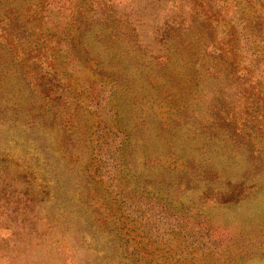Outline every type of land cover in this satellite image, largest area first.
<instances>
[{"label": "rangeland", "instance_id": "374dc122", "mask_svg": "<svg viewBox=\"0 0 264 264\" xmlns=\"http://www.w3.org/2000/svg\"><path fill=\"white\" fill-rule=\"evenodd\" d=\"M50 1L0 0L1 104L19 102L23 117L26 100L37 99L18 73L17 59L28 51L20 49L8 62L9 43L1 27L35 25L37 32L44 30L43 42L55 23L62 27L71 19L74 8L91 7L93 17L86 20L77 45L81 56H100L118 74H112L113 101L129 132L132 161L124 170L130 179L127 191L137 179L144 183L143 192L154 189L171 201L151 200L143 219L125 203L108 201V181L93 170L88 146L95 134V101L79 90L73 76L55 79L57 88L68 86L66 97L45 110V101L37 103L39 112L33 114L37 108L31 107L27 113L35 119L36 142L51 153L47 163L57 178L58 195L49 199L46 194L22 223L20 214L13 221L0 212V264H264V117L243 121L242 73L226 76L217 62L206 79L195 77L184 47L197 41L179 37L184 28L202 33L201 24L211 14V24L218 19L235 29L232 25L242 24L243 7L264 9V0ZM104 7L113 25L102 35L104 27L94 23L103 21L97 11ZM49 8L53 22L45 15ZM56 35L46 40L61 48L65 40ZM233 35L230 40L238 36L237 29ZM51 46L41 54L49 55ZM57 68L60 74L64 62ZM47 70L43 66L41 73L49 77L53 68ZM106 80L101 93L113 86ZM222 106L239 112L233 115L238 120H231ZM178 200L193 211L185 222L178 221L183 217Z\"/></svg>", "mask_w": 264, "mask_h": 264}, {"label": "trees", "instance_id": "16d2710c", "mask_svg": "<svg viewBox=\"0 0 264 264\" xmlns=\"http://www.w3.org/2000/svg\"><path fill=\"white\" fill-rule=\"evenodd\" d=\"M193 1L191 0L190 3L192 4ZM50 2V0H46L44 5ZM90 8L88 10L81 9L80 6L74 8V11L70 13L71 19L64 20L65 25L62 27L61 24L55 23L46 33L43 42H39V39L44 30L41 29L37 32L35 25L13 22L1 27L2 38L9 43L6 50L7 60L13 63V59L21 54L20 49L23 52L26 49L28 51L26 57L17 59L19 78L23 79L26 88L33 94L32 97L37 96V99L40 97V100L33 98L26 100L29 105L27 110H30L31 107L37 108V103L43 101L45 102L42 110H45L55 104L60 96L66 97V91H69L68 86L62 83V87L57 88L55 79L62 81L61 78L67 75L73 76L77 80L79 90L91 94L96 109L93 126L95 134L91 136L88 143L93 170L102 180L108 181L105 186L108 191L106 197L111 204L115 205L117 201H120L121 204L125 203V208L130 213L143 219L146 209L151 206L149 204L151 200H171L154 189L143 192L141 188L144 183L137 179L131 185V192L127 191L130 179L124 174L126 173L124 170H128L129 166H132V161L128 156L129 132L120 123L119 108L113 101L116 82L113 81L115 77L112 74L117 76L118 74L116 70L110 67L106 68L103 64L104 59L100 56L91 59L88 56H81L80 47L77 45L80 41L78 35L87 25L86 20L93 17L94 10L90 11ZM97 12H99L98 16L102 15L103 21H97L94 24L102 25L104 31H101V34L105 35L106 30H111L109 25H113V23L109 20V13L105 7ZM193 12L191 13L193 14ZM52 13L53 9L45 14L49 16L47 18L51 22L54 20ZM239 17L242 24L232 25L235 29H231L227 28L225 24H219L218 19L217 22L211 24L213 20L211 14L208 16V21L201 24L202 33H194L191 29L184 28L183 33L179 32V37L184 35L191 41H197L189 47H184L188 52L195 77L206 79L208 72L217 62L225 67L226 76H230L232 72L234 74V70L243 74V106H245L243 107V121L248 122L260 116L264 117V77L260 76L259 80L257 77V74L264 76V9H257L253 5L247 8L243 7V17L240 15ZM189 22H194L192 16ZM57 25L61 27V30L54 29L57 28ZM44 28H49L48 23L43 26ZM236 29L238 36L234 37V40H230V36H234L233 32ZM185 30L189 31L184 33ZM218 32L222 36L221 39L218 38ZM56 34L63 35L65 40V44L61 48L46 40L47 37H57ZM183 41L184 43L189 42L186 39ZM217 42L220 46H216ZM47 44L52 45V50H48L50 54H41L47 49ZM52 51L53 55H51ZM56 54L60 57H57ZM242 59L243 65L240 64ZM50 61H52L51 64ZM23 62L24 65H22ZM60 62H64L65 69L57 74L59 73L57 66ZM43 66L50 69V71H46L48 73L53 68L49 77L46 76V73H41ZM106 79H109L113 86H110L109 92L101 93L100 86L107 81ZM52 83L53 88L50 87ZM17 103L18 105L9 102L1 104L0 102V212L5 213L8 220L13 221H17L20 214L19 221L22 223L33 213L32 209L35 205L45 199L46 194L49 199H52L58 195V191L56 188L54 189L57 178L53 176L47 163V158L51 153L38 140L36 142L35 119L32 118V114H28L27 110H24L23 117H20L21 106L19 102ZM223 108H227V106ZM39 110L37 108L33 114L38 113ZM224 113L232 115L231 120H238L239 116L233 117V115L239 112L227 108ZM38 117L37 114L35 118ZM111 194L113 195L111 196ZM110 196L114 201L110 199ZM177 202V205L180 206L179 211L182 210L181 215H183L178 218V221L185 222V215L193 213V211L185 206L184 201L178 200ZM195 212L198 211L195 209Z\"/></svg>", "mask_w": 264, "mask_h": 264}]
</instances>
